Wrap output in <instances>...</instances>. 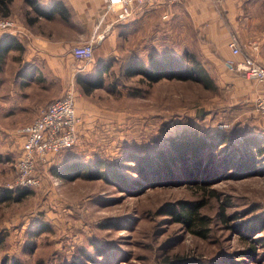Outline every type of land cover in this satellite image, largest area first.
Segmentation results:
<instances>
[{"label": "rangeland", "instance_id": "obj_1", "mask_svg": "<svg viewBox=\"0 0 264 264\" xmlns=\"http://www.w3.org/2000/svg\"><path fill=\"white\" fill-rule=\"evenodd\" d=\"M244 10L252 19L250 26L260 35L264 0H246ZM245 16L241 27L248 36ZM138 26L141 35L123 33L121 55L112 59L111 72L101 87L86 94L77 81L79 75H73L71 87L85 126L71 156L116 160L131 150L153 152L167 146L170 136L189 129L207 132L229 127L230 142L236 145L246 138L264 141V118L255 102L231 100L226 88L166 77L148 84L141 75H126L130 46L136 48L148 25ZM191 36L186 34L185 39ZM172 38L168 34L163 47L171 48ZM67 86L64 92L70 88ZM23 137L21 132L0 131V191L15 179ZM227 152H217L210 167L223 166L218 160ZM40 163L39 185L27 186L22 198L0 202V264L5 258L23 264H167L166 258L225 264L226 256L233 258L232 264H264V231L252 236L263 243L258 245L256 257H250L241 255L249 244V232L238 227L264 216V170L260 165L252 175H239L221 166L203 188L191 183L185 171L171 183L160 184L144 180L136 170H125L138 183L124 190L102 178H61L51 172L50 165ZM200 198L206 200L203 211L214 219L207 238L190 233L159 210L169 201ZM221 209L228 219L229 215L238 217L223 221Z\"/></svg>", "mask_w": 264, "mask_h": 264}, {"label": "crops", "instance_id": "obj_2", "mask_svg": "<svg viewBox=\"0 0 264 264\" xmlns=\"http://www.w3.org/2000/svg\"><path fill=\"white\" fill-rule=\"evenodd\" d=\"M245 7V0H163L137 5L130 16L118 19L103 0H11L7 15L17 20L18 29L0 38V131L22 133L50 101L65 93L67 85L72 86L75 73L86 74L94 64L119 58L123 33L139 34V23L148 26L136 48L130 46L127 60L143 58L144 44L149 48L164 36L175 35L178 45L188 44L202 56L231 100L256 104L264 95V84L235 66L245 55L264 64V30L257 35ZM243 16L248 36L241 27ZM61 25L72 29L63 31ZM101 34L104 37L95 45L90 61L73 56V45ZM186 34L191 39H185ZM233 38L241 47L240 54L229 46Z\"/></svg>", "mask_w": 264, "mask_h": 264}, {"label": "trees", "instance_id": "obj_3", "mask_svg": "<svg viewBox=\"0 0 264 264\" xmlns=\"http://www.w3.org/2000/svg\"><path fill=\"white\" fill-rule=\"evenodd\" d=\"M10 1L0 0L1 15H7ZM165 37H163L161 43L156 42L149 48L147 44H144L146 55L143 58L128 60L125 66L126 75H141L143 81L148 84L166 77L198 81L213 89L218 87L211 72L205 66L202 56L194 48L188 44L178 45L177 39L172 38V36H170L172 47H163L165 46L164 43H167L164 40ZM111 69L112 59L102 64H95L86 74H79L77 81L82 91L90 94L96 88L101 87L104 84L105 75H108ZM228 128L207 132H200L197 129L184 130L180 134L170 136L167 146H162L153 152L138 153L131 150L116 160L98 157L90 161L71 156L74 153L75 144L71 148L58 152L46 164L50 165L52 173L61 178L74 179L79 176L102 178L124 190L130 189L133 183H138L130 180L125 174V170H136L144 180H158L160 184L171 183L170 180L177 177L180 171H185L190 175L191 183L203 188L208 177L216 175L219 167L222 166L210 167V163L217 152L224 153L228 151L218 160V162L223 163L222 167L226 171L235 170L239 175H252L258 171V165L264 170V141L253 137L246 138V141L239 145L233 144L229 139ZM80 134L79 129L78 138ZM63 156H66V158L61 159ZM40 164L44 165L45 163ZM38 166L39 164L37 165V171ZM203 171L206 172L204 173L206 176L199 178L200 173ZM27 191V187L6 186L0 191V202L12 197L22 198ZM205 205L206 200L204 198L183 199L166 202L160 206L159 210L163 214L170 215L174 221L181 223L190 233L201 238H207L212 231L214 219L210 214L203 211ZM220 212V218L223 221H231V218L238 217L237 215H229L228 219L224 209H221ZM238 227L244 233L249 232L246 237L250 239L241 255L256 257L258 245L263 242L260 243V238L255 239L252 236L264 231V216H256L250 221L238 224ZM223 259L225 264H232L231 260L233 258L231 256H226ZM165 260L167 264H195L182 258H166ZM1 263L23 264L20 260H14L10 263L8 258L3 259ZM73 264L80 263L73 262Z\"/></svg>", "mask_w": 264, "mask_h": 264}, {"label": "built area", "instance_id": "obj_4", "mask_svg": "<svg viewBox=\"0 0 264 264\" xmlns=\"http://www.w3.org/2000/svg\"><path fill=\"white\" fill-rule=\"evenodd\" d=\"M103 1L106 3L107 10H112L118 19H124L133 13L137 5L155 4L163 0ZM166 1L174 2L175 0ZM17 29V20L14 17L0 14V38ZM103 37L102 34L93 36L88 41L73 45L71 48L73 56L78 60L90 61L94 55L95 45ZM229 46L235 54H240L242 51L235 38L229 42ZM254 46L257 47V45ZM235 66L248 77L264 84V64L252 55H245L242 60L235 62ZM76 103V94L70 86L62 96L50 101L41 113L23 128L22 151L15 163L17 173L10 187L39 185L37 164L50 162L58 152L76 144L79 127L83 123ZM255 106L264 118V95L257 98Z\"/></svg>", "mask_w": 264, "mask_h": 264}]
</instances>
